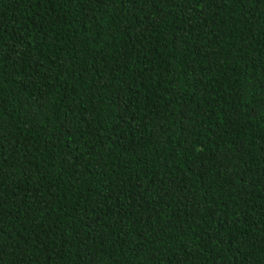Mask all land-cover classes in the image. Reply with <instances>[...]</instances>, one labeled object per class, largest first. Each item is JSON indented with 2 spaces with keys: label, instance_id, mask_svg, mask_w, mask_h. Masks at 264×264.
Here are the masks:
<instances>
[{
  "label": "trees",
  "instance_id": "obj_1",
  "mask_svg": "<svg viewBox=\"0 0 264 264\" xmlns=\"http://www.w3.org/2000/svg\"><path fill=\"white\" fill-rule=\"evenodd\" d=\"M0 264H264V0H0Z\"/></svg>",
  "mask_w": 264,
  "mask_h": 264
}]
</instances>
